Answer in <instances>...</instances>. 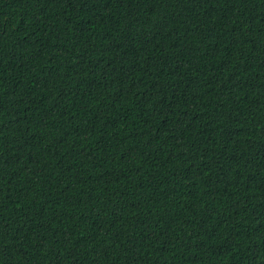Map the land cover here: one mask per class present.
Segmentation results:
<instances>
[{
    "label": "trees",
    "instance_id": "obj_1",
    "mask_svg": "<svg viewBox=\"0 0 264 264\" xmlns=\"http://www.w3.org/2000/svg\"><path fill=\"white\" fill-rule=\"evenodd\" d=\"M0 264H264V0H0Z\"/></svg>",
    "mask_w": 264,
    "mask_h": 264
}]
</instances>
